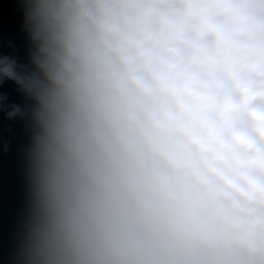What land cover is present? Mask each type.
Listing matches in <instances>:
<instances>
[{"label":"clouds","instance_id":"9594fccd","mask_svg":"<svg viewBox=\"0 0 264 264\" xmlns=\"http://www.w3.org/2000/svg\"><path fill=\"white\" fill-rule=\"evenodd\" d=\"M29 103L11 264H264V0H19Z\"/></svg>","mask_w":264,"mask_h":264},{"label":"water","instance_id":"95a60500","mask_svg":"<svg viewBox=\"0 0 264 264\" xmlns=\"http://www.w3.org/2000/svg\"><path fill=\"white\" fill-rule=\"evenodd\" d=\"M19 0H0V55H14L27 63L29 41L22 30ZM29 103L11 80L0 81V264H11L25 197L21 150L28 143L24 120L5 116L6 106Z\"/></svg>","mask_w":264,"mask_h":264}]
</instances>
